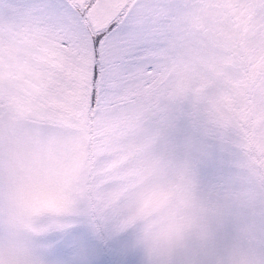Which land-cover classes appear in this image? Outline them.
Wrapping results in <instances>:
<instances>
[{"label":"snow or ice","instance_id":"snow-or-ice-1","mask_svg":"<svg viewBox=\"0 0 264 264\" xmlns=\"http://www.w3.org/2000/svg\"><path fill=\"white\" fill-rule=\"evenodd\" d=\"M0 190L39 264H247L264 0H0Z\"/></svg>","mask_w":264,"mask_h":264},{"label":"clouds","instance_id":"clouds-1","mask_svg":"<svg viewBox=\"0 0 264 264\" xmlns=\"http://www.w3.org/2000/svg\"><path fill=\"white\" fill-rule=\"evenodd\" d=\"M7 210V200L3 190H0V264H39L34 234L10 226L7 223ZM239 247L247 264H264V240L259 236L244 238L239 242ZM145 255L151 264H162V257Z\"/></svg>","mask_w":264,"mask_h":264}]
</instances>
